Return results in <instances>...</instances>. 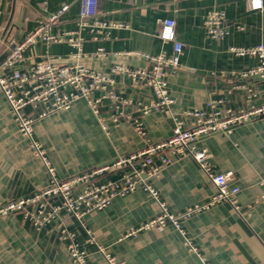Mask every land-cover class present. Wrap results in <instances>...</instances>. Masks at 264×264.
<instances>
[{"label":"crops","instance_id":"1","mask_svg":"<svg viewBox=\"0 0 264 264\" xmlns=\"http://www.w3.org/2000/svg\"><path fill=\"white\" fill-rule=\"evenodd\" d=\"M9 1V5L11 0ZM263 7L251 8L250 0H98L103 20L125 27L108 32L105 39L94 41L83 32L84 63L88 68L109 72L113 66L146 69L148 56L173 55V42L159 37L167 19L176 22V37L183 44L180 65L169 76V90L178 114L208 110L211 103L226 112L262 103L264 80L260 77L241 79L237 76L258 65L254 56H237L232 48H252L264 43ZM68 4L69 11L61 22L50 28L53 34L77 30L80 0H20L27 8L24 27L14 32L11 44L24 41L46 18ZM212 10L225 13L227 35L212 38L205 26ZM105 55L94 57L98 48ZM73 48L67 43L49 47L38 40L24 52L26 68L44 60L60 65L71 62ZM2 63L0 64V66ZM11 70H1L2 75ZM256 92L250 98L247 90ZM108 92L94 94L100 99V117L87 101H77L69 110L58 111L34 124L35 137L43 146L48 160L60 179L113 162L142 150L145 140L135 129L139 119L152 143L172 135V123L162 113L141 116L137 104L153 98L150 87L137 84L128 76H115ZM122 100H130L123 105ZM32 108L27 112L31 114ZM119 117L114 121V117ZM101 120L107 129H103ZM197 147L210 153V164L217 173L232 172L243 214L231 205L220 204L196 214L183 223L186 238L197 253L185 245L179 231L168 224L163 230H147L136 237L125 238L136 228L161 213L158 203L139 188L118 197L106 209L84 219L97 243L127 264H264V118L236 125L226 132L200 138ZM119 173L105 174L98 183L115 181ZM49 178L43 162L37 158L28 140L20 133L5 96L0 92V206L8 201L47 187ZM168 209L181 213L208 202L216 193L211 180L191 157L173 160L158 177L150 179ZM68 229L76 233L81 246L85 232L74 220ZM61 221L35 228L21 214L0 217V264H72L68 242L61 240ZM92 264H106L94 246H88Z\"/></svg>","mask_w":264,"mask_h":264},{"label":"built area","instance_id":"2","mask_svg":"<svg viewBox=\"0 0 264 264\" xmlns=\"http://www.w3.org/2000/svg\"><path fill=\"white\" fill-rule=\"evenodd\" d=\"M251 8L258 10L263 7L262 0H250ZM98 0H80V18L77 30L53 34L50 28L58 25L70 6L64 4L61 8L46 18L35 31L14 48L9 46V55L0 66L1 70H11L10 73H0V92L5 96L11 113L18 125L20 133L28 140L33 154L39 158L49 178L47 187L36 192L11 200L0 206V217L21 214L24 220L35 228L41 229L49 224L61 221V240L68 242V251L72 264H92L88 246H94L106 264H127L119 261L108 249L99 245L91 230L87 229L84 219L87 215L106 209L113 200L125 197L139 188L149 193L158 203L161 213L139 227L131 228L125 238L138 236L147 230H163L168 224L174 226L185 240V245L193 253L197 248L186 238L183 223L192 216L209 210L220 204H229L238 213L243 214L237 196L240 188L233 184L235 175L232 172L217 173L210 164V153L205 148L197 147L200 138L212 134L226 132L230 128L251 121L264 115V96L262 103L240 109L236 112H226L211 103L208 110L187 111L178 114L173 106L174 98L169 90V76L180 65V54L183 44L176 37V22L167 19L161 26L159 37L166 42H173V55L148 56L144 58L150 63L146 69L130 68L124 65L113 66L109 72L88 68L85 63L83 46L86 38L82 35L88 31L91 39H105L113 29L124 28L122 24L103 20L98 11ZM225 13L219 10L209 12L205 26L208 34L214 39H222L227 35ZM38 40L46 46L67 43L73 48L71 62L60 65L52 60H44L26 68L19 69L24 63V52ZM237 56H254L258 65L246 72L238 74L241 79L260 77L264 80V43L252 48H232ZM105 50L100 47L94 57L104 56ZM115 76H128L133 82L150 87L153 98L137 104L141 116L152 113L164 114L172 123V135L169 139L152 143L139 119L134 121L138 134L145 140L146 146L133 154L119 157L113 162L82 172L68 179H60L55 168L46 156L41 143L35 137L34 124L48 115L69 110L77 101L86 100L95 115L100 117V99L94 94L98 91L108 92L115 85ZM250 98L256 97V92L247 90ZM123 105L132 101L122 100ZM32 108L31 114L27 112ZM118 115L114 121H118ZM103 129H107L101 120ZM185 157L193 158L214 184L216 193L206 203L195 205L184 212L174 213L159 197L157 190L150 184V179L158 177L162 170L172 163ZM119 173L115 181L98 183L105 174ZM74 220L86 234L83 246L76 241V233L69 231L68 220ZM203 264H208L201 258Z\"/></svg>","mask_w":264,"mask_h":264},{"label":"water","instance_id":"3","mask_svg":"<svg viewBox=\"0 0 264 264\" xmlns=\"http://www.w3.org/2000/svg\"><path fill=\"white\" fill-rule=\"evenodd\" d=\"M20 0H11L9 5L8 0H0V64L3 63L8 55L9 51L7 47L11 49L14 45L11 42L14 39L13 33L18 32L24 27V23L27 18V8H22L19 21L15 22V19L20 11L18 2ZM260 118H264L260 116Z\"/></svg>","mask_w":264,"mask_h":264}]
</instances>
